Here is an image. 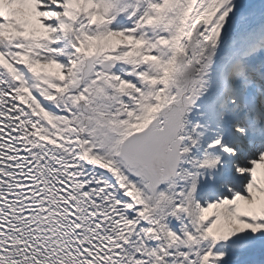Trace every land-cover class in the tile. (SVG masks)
<instances>
[{
    "label": "snow or ice",
    "instance_id": "snow-or-ice-1",
    "mask_svg": "<svg viewBox=\"0 0 264 264\" xmlns=\"http://www.w3.org/2000/svg\"><path fill=\"white\" fill-rule=\"evenodd\" d=\"M0 264H264V0H0Z\"/></svg>",
    "mask_w": 264,
    "mask_h": 264
}]
</instances>
